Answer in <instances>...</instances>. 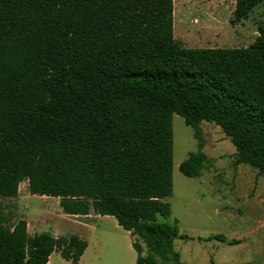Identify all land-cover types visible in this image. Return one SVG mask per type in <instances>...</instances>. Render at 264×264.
<instances>
[{
    "label": "trees",
    "instance_id": "trees-1",
    "mask_svg": "<svg viewBox=\"0 0 264 264\" xmlns=\"http://www.w3.org/2000/svg\"><path fill=\"white\" fill-rule=\"evenodd\" d=\"M257 0H236L230 24ZM173 0H0V264H78L77 235L30 236L2 201L28 182L64 214L111 216L137 237L136 264H182L172 195V117L197 151L179 165L208 166L200 124L235 147V164L264 175V25L244 48H186L174 38ZM145 246L146 255L143 256Z\"/></svg>",
    "mask_w": 264,
    "mask_h": 264
},
{
    "label": "rangeland",
    "instance_id": "rangeland-1",
    "mask_svg": "<svg viewBox=\"0 0 264 264\" xmlns=\"http://www.w3.org/2000/svg\"><path fill=\"white\" fill-rule=\"evenodd\" d=\"M173 4L174 38L186 48L248 47L264 25V0H257L252 12L235 25L230 24L234 0H173ZM200 127L208 166L199 177H185L179 165L197 151V140L182 117H172V195L164 199L170 216H159L158 221L176 226L173 246L182 264H264V175L235 164V147L220 127L210 122ZM20 185L21 196L29 197L2 203L12 223L30 221V236L83 235L90 246L81 264H136L131 242L138 238L130 237L114 218L83 221L64 214L59 199L31 195L26 180ZM160 263L175 264L173 260ZM49 264L70 262L55 251Z\"/></svg>",
    "mask_w": 264,
    "mask_h": 264
},
{
    "label": "crops",
    "instance_id": "crops-1",
    "mask_svg": "<svg viewBox=\"0 0 264 264\" xmlns=\"http://www.w3.org/2000/svg\"><path fill=\"white\" fill-rule=\"evenodd\" d=\"M235 2H236V0H234V4L232 5V10L230 11V13H232V11L234 10V6H235ZM22 183V182H21ZM20 183V184H21ZM21 185H19V192H18V202H22V201H24L26 198H25V196L26 197H29V195H24L23 194V196H21ZM30 193V192H29ZM31 194V193H30ZM31 195H33V194H31ZM35 196H38V195H35ZM17 197H15V198H17ZM41 197V199L42 200H44V198L45 199H47V198H53V197H47V196H40ZM56 199H58V198H56ZM74 217H81V218H84V220L83 221H90V220H95V219H97V218H101V217H111V216H99V215H96V214H94L93 212H90V214H88V215H86V216H74ZM113 218V217H112ZM115 220V219H114ZM116 221V220H115ZM29 222L30 221H28V219H27V231L29 232ZM81 224L80 225H82V226H88V224H87V222H80ZM128 233V232H127ZM129 234V233H128ZM78 236V235H77ZM130 236V235H129ZM80 238H82L83 240H85L86 242H87V247H86V249H85V251H84V253H83V255L79 258V261H78V264H81V260L83 259V256L85 255V253L88 251V249H89V246H90V243H89V241H88V239L86 238V237H84L83 235H80L79 236ZM131 237V236H130ZM131 244H132V242H131ZM131 248H132V246H131ZM131 248H129L130 250H131ZM50 258V257H49Z\"/></svg>",
    "mask_w": 264,
    "mask_h": 264
}]
</instances>
